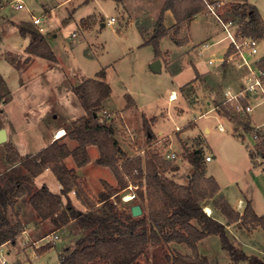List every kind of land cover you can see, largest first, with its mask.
<instances>
[{
  "label": "rangeland",
  "instance_id": "obj_1",
  "mask_svg": "<svg viewBox=\"0 0 264 264\" xmlns=\"http://www.w3.org/2000/svg\"><path fill=\"white\" fill-rule=\"evenodd\" d=\"M248 1L255 4L264 17V0ZM25 2L30 7L34 15L42 16L43 21L40 25L44 29L43 32L38 31L37 25L33 24L26 11L12 10L10 6H8L7 2H0V6H3L0 8V77L3 78L2 80L0 79V95L3 94V100L0 98V128H5L9 135L7 141L0 143V163H2L1 159L3 158V155L5 153L6 155L9 154L5 149L6 147H3V144L10 143V146L16 152L22 151L26 153L41 145L42 136H40V132L38 131L39 129L43 134L44 131L50 128L52 121L57 122V126L63 124L69 125L72 121L70 117L78 116L82 113L80 110L81 108L75 105L77 103L73 95L75 93H71L70 90L67 94L66 92L62 94L63 96L59 97L60 99L58 98L55 101L56 103H59L57 105L59 108L56 106L54 101L49 100L50 95L52 98L54 97L53 94L60 96L58 91L55 92V89L52 87L51 84L53 83L57 82L58 85H60L64 81L61 87V90L63 89L62 91L64 92L69 88L67 82L69 86H75L83 80V77H92L100 68L104 67L106 72L105 79L111 88V97L109 99L111 104L109 106H111V109H117L121 104H123L125 99L124 94L128 91L135 94L141 103L147 102V109L154 110L165 105L163 104L162 95H167L170 88H177L178 85L183 83L185 80L191 79L194 73L191 66H187L181 75L174 77L170 76V73H168L165 69H162L160 73H151L148 69V63H150L154 54V50L152 49L153 47H134L138 46L141 40L140 35L136 31L133 24L126 28L125 31H117L118 34L115 32V28H118L117 24H115L114 30L105 26L100 31L91 34L92 36L90 37L81 34L80 29H78V22L81 17L91 14L92 12H101L103 15H108L109 17L110 15L115 14L113 9L114 3L112 0H25ZM157 2L159 3L158 0H148L146 3H144V0H126L125 3L120 6L121 11L117 18H121L122 22L127 23L129 19L139 17L140 25L150 29L149 27L154 25L157 21H155V19L159 16L161 10L159 9V4ZM229 4V2L224 3L223 8L225 11L228 9ZM100 6L102 9H100ZM72 7H76L73 13L71 9ZM139 11L141 12L139 13ZM103 15L91 14L85 18V22L87 24H91L95 19L92 29L94 27L97 29L99 28L100 21L104 20ZM210 23L213 25L208 27L209 31H206L207 33H205V30L203 29L199 37H206L213 31L218 32L216 38L224 35L221 28L215 27L213 19H210ZM23 26L26 29L44 35L48 45L57 57V62L54 63L55 67L57 66L56 68L53 66L50 68L45 60L39 59L36 56H29L25 53V51H23V49H20V45L26 41V38H23L19 31V28H23ZM72 33L75 35H72ZM26 37L30 40L29 34H27ZM84 37L88 39L89 42H93L94 39L96 42H101L104 45V50L94 58L86 57L84 51L86 49L85 40H83ZM182 39L183 37L179 40ZM258 40V56L260 57L264 55V38H259ZM165 42L168 43V41ZM165 42L163 43V46L167 44ZM224 44L225 42L219 46H215L212 50L215 51V53L217 51H221L223 50L222 45ZM130 47L133 48L132 51L129 49ZM90 50H88V52ZM190 52L191 49H188L177 58H181L184 62L188 61V55ZM3 57L8 60L10 59L11 62L15 61L17 71L13 69V67L8 64ZM263 60L264 57L260 59V65H262ZM198 61L201 62L198 64L196 63ZM193 62L194 64L196 63L198 69H200V64H206L205 57H194ZM231 71L230 73L232 75L228 72L224 80L232 79L235 77L234 75L238 77L236 71ZM237 77L235 79H237ZM42 79H45L46 82L50 83V85L48 86L43 84ZM212 80L213 81L210 82L209 85L217 92L216 88L218 86L220 87L221 84L218 79ZM180 97L184 100L180 99V105H176L174 107L175 112L178 115H181L184 111H186L184 108L186 105L185 103H188V107L194 109L197 113L200 112L201 114L206 110L205 101L209 96L204 94L200 84L197 83L194 86H183V89L180 91ZM210 99H212V97ZM109 102L107 101L106 103ZM60 105L66 109L62 110ZM53 113L57 115L55 118L52 117ZM252 113V122H261L264 119V103L254 107ZM98 114L100 115L99 119L101 122L106 123L112 128L114 126L112 130H115V125H112V120H115L116 116H113L112 114L110 117H106L101 115L100 111H98ZM226 115H228V113H226ZM212 117L213 115L210 114L198 118L199 124H202L204 121L211 122L210 133L205 134L202 128H200L199 132V135L202 137L201 146L204 152L209 153V156L213 157L211 162L206 163L208 174L213 175L216 179H218L223 191L232 204L236 202L239 195V191L234 187L233 182L238 181L240 185L242 184V186L248 188L255 208L263 209L264 170L262 168L264 167V164H256V159H251L248 156L246 148L247 144H249L251 150H253V148L260 145V143H264V139L253 140L250 135V124L248 123V129L244 128L242 124L236 121V116L231 113L226 117L227 121L231 125L227 122L223 123V126L228 130L227 132L217 131L213 125ZM253 117L257 120L255 121ZM142 118H145V116H142ZM183 121L185 120L183 119ZM230 126H232L235 132L241 135L245 140L242 141L238 139L236 141V139L231 135ZM124 127V130L127 132L126 134H128L129 138H131L128 126ZM145 133L146 132H143L142 134L143 137L141 141L143 140V142L140 143L142 146L136 144L135 141L132 144H128V148L130 147V150H126L127 152L132 153L131 157L141 156L144 159L147 154L156 153L161 157L165 156V160H168L173 165H176V159L178 156H183L184 149H181L178 145H176V151L178 154H176L175 157L177 158L169 159L166 157L167 153L170 154L169 151L166 152L168 148L166 144L167 140L158 137L157 134L152 135L151 133V143L154 141L152 138H158L156 141L157 143L153 144V147L147 148L146 144L151 143L145 142ZM54 135L55 133H53L51 137L54 138ZM121 137H123V141L127 139L125 133L123 132H121ZM131 141H133L132 138ZM134 145H137L138 148H134ZM262 149H264V145ZM127 152L124 154L126 155ZM179 152L181 155H179ZM211 152H213L216 157L212 156ZM122 159L124 160L123 157L119 158V163L123 161ZM187 167L188 164L186 161L180 162L179 178L181 180L186 178ZM89 170L92 175H97V173H99V168H97L94 163L91 165ZM136 174L137 171L134 172L133 176H123L126 185L128 184V177L133 184L138 185L137 188H133L132 190L126 189V185L124 187H120L118 182H115L114 186H112L117 189V192L109 198V201L113 202L120 212L130 214V207L133 204L142 203L138 197V191L141 188H144L141 186L143 179H137L135 177ZM45 183H47L46 185L49 189L52 186L51 184H53V182L49 180ZM97 190L98 189H95L96 192H93V199H91L92 202L99 201V193ZM133 190L135 191L136 196L131 200H124L123 196L126 193L133 192ZM206 202H210V199ZM25 203V201L22 203L20 202L21 205H25ZM141 205L143 206V213L135 218H139L145 213V204L143 203ZM13 212L14 211L11 209L8 211V215L11 219H14ZM206 214L208 213L206 212ZM69 226L70 227L66 228L65 233L67 235V239H65L63 234L58 236V233L61 234V232L57 231L54 232V234L58 236V239L54 241H48L51 235H46L47 237L43 236L37 239L32 235L34 232H31V230L29 232L25 231V235H21L17 238L14 245H9V247H12V252L10 254L12 257L6 258L7 264H21V257L23 258L22 252L29 255L33 264H59L61 254L66 251L64 248L69 245V243L74 246L75 241L85 234V230L79 227L78 224L72 223V225ZM227 231L231 240L236 242L241 248V244L237 238H235L228 229ZM260 233L261 235H255V239L259 242L261 240L264 242V234L262 231ZM70 234L72 236L68 237ZM36 244H39L40 247L47 244L52 245V247L41 256L34 257L29 251L31 249L30 247H35ZM7 248L8 247L1 248L0 258L5 257L4 254ZM199 248L203 252L212 249L211 260H209L210 264H220L219 262H223L222 257H230L228 252L221 247L218 235H209L208 238H206L199 245L198 249ZM179 250H181L180 246L163 242L155 245L148 244L144 254L139 257L135 264H165V255L179 252ZM242 252L246 254L243 250ZM213 253H219L218 256L221 258ZM255 256L262 261L264 260V256L262 255ZM243 261L245 260L238 262Z\"/></svg>",
  "mask_w": 264,
  "mask_h": 264
},
{
  "label": "trees",
  "instance_id": "obj_2",
  "mask_svg": "<svg viewBox=\"0 0 264 264\" xmlns=\"http://www.w3.org/2000/svg\"><path fill=\"white\" fill-rule=\"evenodd\" d=\"M213 3L209 0H164L153 34L143 44L151 45L155 56H159V41L169 32L163 23L165 11H171L174 26L178 28L208 6H212L221 19L236 23L244 35L264 38V22L254 5L246 0H233L224 16L215 9ZM19 31L22 36L29 34L30 40L24 50L29 56L56 60L44 35L22 27ZM140 34L143 35L142 31ZM261 66L264 68V60ZM97 75L104 77V71L100 70ZM72 90L85 110V115L73 121L72 129L68 132L69 137L78 143L74 149L70 150L66 144L54 140L33 155L20 156L6 144L9 153L6 161L18 163V166L11 167L0 176V244L14 240L23 231L18 212L13 209L16 198L25 193L21 185L49 168L62 185L61 194H54L42 186L30 194V205L38 218L50 219L57 227L76 219L85 230V234L61 257L60 264H91L97 259L107 264H135L148 244L161 242L184 243L191 250L190 255L179 252L166 254L165 264H210L207 257L199 255L197 249V242L207 235H218L221 247L228 252L233 262L246 260L248 264H264L257 256L244 254L239 245L231 240L226 228V225L241 220L253 227L259 226L264 231V214L257 215L249 201L241 214L231 207L225 197L218 193L216 180L212 176H205L201 148L192 151L184 148L183 156L191 164L192 171L188 183L179 184L164 175L165 171L176 169L170 161L156 153L147 154L144 159L141 156L128 157L114 140L111 126L100 121L97 110L111 91L106 81L87 78L73 86ZM0 98H3V94ZM235 119L244 128H249L248 122L244 123L238 117ZM89 144L97 146V163L111 169L120 187L126 185L123 175L133 176L137 171L134 176L143 179L141 186L144 188L138 191V197L141 204H145L144 215L135 218L130 214H122L109 201L117 189L107 182H102L104 191L99 194L100 206L92 204L87 212H82L68 199L62 206L61 196L78 186L76 175L67 168L64 158L71 155L77 166H84L90 161L87 152ZM120 157L124 158L121 163ZM22 168L29 175L23 174ZM208 199L210 202H206ZM205 205L219 211L226 222L219 221L212 211L206 214L203 210ZM9 208L14 211V219L8 215ZM51 246H41L36 252L42 254Z\"/></svg>",
  "mask_w": 264,
  "mask_h": 264
},
{
  "label": "crops",
  "instance_id": "obj_3",
  "mask_svg": "<svg viewBox=\"0 0 264 264\" xmlns=\"http://www.w3.org/2000/svg\"><path fill=\"white\" fill-rule=\"evenodd\" d=\"M98 1H104V0H98ZM112 1L114 3L113 9H114L116 15L113 14V15H110V17H109L108 15H103L101 12H97V13L92 12L91 14H95V15L101 14L104 16V20L100 21L99 28H97V29L95 27L92 29V26L94 25V21H95L94 18H93L94 21L91 24H87L85 22V18H87L91 14H88L84 17H81L79 19V22H78V29H80L81 34H84V35L90 37V36H92L91 34H94L98 31H100L105 26H107L109 29L114 30L115 24H117V26H118V28H115V32H116V34H118L117 31H125L126 28H128L129 26H131L133 24L135 26L136 31L139 33L140 40H141L139 42L140 44L138 46H134V47L135 48L141 47V46L152 47L151 45L143 44V41L151 37V35L153 34V30H154V26H155L156 22L154 23V25H151L149 27L150 29H147V28L142 27L140 25V22H139L140 18L139 17H136L134 19H129L127 23H124L121 21V18L118 19L117 17L119 16V13L121 11L120 6H122V4L125 3L126 0H112ZM145 1L147 2L148 0H144V3H146ZM158 1H159V3L158 2L157 3L159 4V9H161V7L164 3V0H158ZM232 1L233 0H209V2L215 3V4L213 3L215 6V9L220 14H223L224 16H226L225 10L223 8L224 3L225 2L230 3ZM246 1L249 4H252L256 7L255 4L251 3L248 0H246ZM84 3H86V2H84ZM75 8L76 7L71 8L72 13L75 10ZM100 9H102L101 6H100ZM103 9H104V7H103ZM256 9H257L262 21L264 22V17L262 16V14L260 13V11L257 7H256ZM140 12L141 11H139V13ZM142 16H144V15H142ZM112 17L114 18V20L112 22H108V19H110ZM157 18L158 17H156L155 21L157 20ZM210 19L214 20L215 27H219L223 31L221 23L218 22L217 18L215 17L214 13L212 11H210L209 7L205 8L204 10H202L198 13H196L190 21H185L178 28H175V26H174L175 20L173 18L171 11L170 10L165 11L163 23L165 24V27L169 28V32L166 36H164L162 39H160L159 49H160L161 53L159 56H155V54H153V57L151 58L150 63H148V69L153 74L160 73L162 69H165L168 73H170V76L174 77V76L181 75L187 66H191L194 73H193L191 79L185 80L183 83L178 85L177 88L176 87L170 88L167 95H165V96L162 95L163 104H165L164 106L160 107L159 109H154V110L147 109V105H146V104H148L147 102L141 103L138 100V98L135 96V94H132V93L126 91L124 94L125 99H124L123 104H121L117 109H111V106H109V105H111L109 102V99L111 97L110 96L111 91H110L109 96L102 100L101 106L97 110V116L98 117L100 116L98 114V111L101 112V115H103V112L106 111L109 114L108 117H110V115H112V114H113V116H116L115 120L114 119L112 120V125L113 124L115 125V130H113V138H114V140H116V142L118 143V145L122 149L123 153H126L127 152L126 149L130 148V147L128 148V144L129 143L132 144L134 141L139 146L140 145L142 146V144H140V143L143 142V140L141 141V139L143 137L142 136L143 132H146L144 134L146 136L145 137L146 143H148V142L151 143V137H152L151 133H152V135L157 134L158 137H161L164 140H167L166 144H167L168 148H167L166 152H168V151L170 153L173 152V153H175V155L178 154V152L176 151V145H178L181 149L187 148L190 151L201 148L202 149V164L205 168V176H212L216 180V182L219 186L218 193L220 195H222L223 197H225V199L229 202L231 207L234 210L238 211L240 214L243 212L244 207L246 205V202L249 201L253 211L257 215L260 216V215L264 214V207H263V209H256L255 208L254 203L252 202L251 193L249 192L248 188H245L244 186H242V184L240 185L238 183V181L233 182L234 187L239 191V195L237 197L236 202L234 204H232L229 201L225 192L223 191V188L221 187L218 179H216L213 175L208 174V171L206 169V163L211 162L213 160V157H211L210 160L205 159V156L209 155V153L204 152V150L201 146L202 137L199 135V132H200V128H202L203 131L205 132V134L210 133V131H211V124L210 123L211 122H205L204 121V122H202V124H199L198 118L211 114V115H213L212 119H213V125H214L215 129L219 132H227L228 130L223 126V123L224 122L229 123V122L227 121L226 117L223 116V114L220 111H218L217 109H213V107L223 99V92L225 90L235 91L238 89V87L241 83L240 73L238 71H236L232 67V65L228 64L227 62H224L223 64H221L219 61V57L221 55H223L227 50L228 40L226 38H224L225 33L223 36H221L219 38H216V36L218 35V32H214V31L212 32L213 34L210 33V35H207L206 37H199V35H201L203 29L205 30V33H207L206 31H209L208 27L210 25H213L210 23ZM18 20H19V18H18ZM23 28H24V26H23ZM140 31H142V33H143L142 36L140 34ZM22 37L26 38V41L20 45L21 46L20 49L21 50L23 49V51H24L25 47L29 43V39L26 37V35L22 36ZM181 37H183V39L179 40ZM83 40H85L86 49L84 51H85L86 57L94 58L104 50V45L101 42H96L95 39L93 42H89V40L84 37ZM165 41H168L169 44ZM164 42L167 43V44H165V46H163ZM203 42L210 43V46L208 48L204 49L201 54H199L198 50L201 49L200 44ZM224 42H225V44L222 45L223 50L217 51L216 53H215V51L212 50V48H214L215 46H219L220 44H223ZM129 49L131 51L133 50V48H131V47ZM188 49L189 50L191 49V52L188 55V61L184 62L181 60V58H179V59L177 58L179 55H181L182 53H184ZM88 50H90V51L88 52ZM17 51H19V50H17ZM52 52H53V50H52ZM258 53H259V49H258ZM53 54L56 58L55 61L48 60V59H45V58H42L39 56H36V57L39 59L45 60V62L50 66V68H52V66L54 68H56L57 66L55 67L54 63L57 62V57H56L54 52H53ZM32 57H35V56H32ZM194 57H205L206 64L205 65L200 64V69H198L196 66V63L199 64L201 61H198L194 64V62H193ZM262 57H264V55L260 56V59ZM3 58L8 64H10L13 67V69H15L17 71V67L15 66V61L11 62L10 59L8 60L5 57H3ZM175 58H176V60H175ZM209 59H213L215 61H213L212 63H209V61H208ZM155 60H159V66L157 68H154L151 66L152 62H154ZM100 70L104 71V77H100L97 75ZM231 70L236 71V73L238 74V77L236 75H234L235 76L234 78L231 77L232 79H229V80L225 79L224 80V78H226L225 76H227L228 72L230 73ZM105 74H106L105 68L102 67L92 77H83V80H85L87 78H96V79H101V80L106 81ZM236 77H237V79H235ZM212 79H215V80L218 79L220 84H221L220 87L218 86L216 88L217 92L214 91L209 85L210 82L213 81ZM42 81H43V84H46L48 86L50 85V83L46 82L45 79H42ZM63 82L60 85H58L57 82L51 84L52 87L55 89V92L58 91V94H60V96H56L57 95L56 93H55L56 95L53 94V96H54L53 98L51 95L49 96V100L54 101L56 106L59 103H56L55 101L59 97H62L63 96L62 94H64L65 92L67 94L69 90L71 91V93H74L72 90L73 85L69 86L67 81H65V82H67V85L69 88L63 92L62 91L63 89L61 90ZM197 83L201 85V88H202L204 94L209 96L205 101L206 110L203 111V113H201V114H200V112L197 113V111L195 112L194 109L188 107V105H189L188 103L184 102L186 104L184 107L186 109V111H184L183 114L178 115L175 112L174 107L176 105H180V103H181L180 99H182V98L180 97V91L183 89V86H185V87L191 86V85L194 86ZM189 89L192 90L191 88H189ZM171 93H173V94L176 93V95L174 94L175 97L173 99H169V95ZM73 95L77 101V103L75 105H77L78 107L81 108L80 110L82 113H80V115H78V116L70 117V119L72 121L69 125L63 124V125L57 126V124H56L57 122L52 121V125L50 126V128H48V130L44 131L43 134H42V131L39 129L38 131L40 132V136H42L41 145L39 147H37L36 149H33V150L30 149L31 151H28L26 153H24L22 151L21 152L18 151L17 153L20 156L21 155L22 156L33 155V154L37 153L39 150H41L42 148H44L47 145H49L50 143H52L54 140H58L60 143L66 144L70 150L74 149L78 145V143L75 139H72L69 137L68 132L72 129V122L85 115V110L83 109L82 105L79 103L75 94H73ZM211 97H212V99H210ZM1 99L3 100V98H1ZM46 100H47V98H46ZM182 100H184V99H182ZM107 101L109 103H106ZM111 102H112V100H111ZM73 105H74V103H73ZM60 108L62 110L66 109L65 107H62L61 105H60ZM150 108H153V107H150ZM56 116H57L56 114H54V113L52 114V117L55 118ZM103 116H105V115H103ZM142 116H145V118H146V119L144 118V121H143ZM183 119L185 121H183ZM253 119H255V117H253ZM180 120H181V122H180ZM256 120L257 119H255V121ZM218 123L224 127V130L218 129V127H217ZM229 125H231V124L229 123ZM124 126H128L129 131L131 133V138L133 139V141H131V138H129V135L126 134L127 132L124 130L125 129ZM176 126H179L180 129L176 130L175 129ZM113 128H114V126H113ZM229 128H230L232 137L235 138L236 141L238 139L242 140V141L245 140L242 138L241 135H239L235 132V130L232 126H230ZM59 129L63 130L64 134L60 137H58V135H57L56 137L54 136V138H52L51 137L52 134L57 133L59 131ZM145 130H148V131H145ZM121 132L125 133V135H126L127 139L124 141H123V137H121ZM6 134H7V139H8L9 135H8L7 130H6ZM135 138H136V140H135ZM7 139H6V141H7ZM152 139H154L153 143L146 144L147 148H151L154 146L153 144L157 143L156 141L158 138L157 139L152 138ZM162 140H160V141H162ZM6 144L10 145V143H5V144H3L4 145L3 147H6ZM260 145L254 147L253 150H251L249 144H247V148H246L247 151L246 152L251 159H253V158L256 159L255 160L256 164L262 165V164H264V149H262L264 143H260ZM18 148H19V146H18ZM134 148H138V146L134 145ZM134 148H133V150H134ZM87 152L89 154L90 161L81 167L76 165V163H75V161L71 155L64 158V163L67 166V168L72 169L74 171V174L76 175V178L78 181V186L76 188L70 190L66 195L61 196V199H62L61 204H62V206H64L66 204L67 199H68L76 209H78L82 212H87L89 210V206L92 204L95 206H99L101 204V201L92 202L91 199H93V192H96L95 189H98L97 192L99 194H100V192H102V190H104L102 182H107L111 186H114L115 182H117V179L115 178L113 172L111 171V169L109 167L97 163L96 159L99 156V150H98L97 146L94 144L87 145ZM211 154H212V156L216 157V155L213 152H211ZM126 155L128 157H131L132 153L127 152ZM179 155H181L180 152H179ZM6 157H7V155L5 153L3 155V158L1 159L2 163H0V176L2 174H4L5 172L9 171L11 167H13V166L17 167L18 166V163H14V164L8 163L6 161ZM162 158L166 159L165 156ZM175 158H177V157H175ZM181 161H186L188 164V167H189V168L187 167V170H186V172H187L186 178L185 179L183 178L182 180L179 178L180 162ZM93 163L96 165L97 168H99V171H98L99 173H97V175H92L91 171L89 170L91 165H93ZM175 166H176V169L167 170L164 172V175L167 176L168 178L174 180L175 182H177L179 184H187L190 173L192 171L191 164L187 161V159L183 158V156L182 157L178 156V158L176 159V165ZM262 169L264 170V167ZM22 173L28 174V172L26 170H24L23 168H22ZM48 180L53 182V184H51L52 186L50 187V189L46 185L47 183H45ZM21 186L23 188H25L24 189L25 193H22L20 197L16 198V202L14 204L13 209L18 212L19 218H20L22 225H23V231L20 234H18L14 240L0 244V250L2 247H8L5 254H4L5 257H3V258L12 257V256H10V254L12 252L11 251L12 247H9V245H14L17 238H19L21 235H25L24 231L29 232L31 230V232H34V234H32L33 237H35L37 239L41 238L43 236H46L50 233H54V232L59 231V232H61V234L58 233V236L63 234V236H65V239H67V235L65 234L66 228L70 227L69 225H72V223L78 224L76 219H71L68 223L61 225L60 227H57L53 224V222L50 219L42 220V219L38 218L35 210L30 205V203L28 201L30 194L42 186H46L48 188V190H50L54 194H61L62 185L59 182V180L56 178L54 173L49 168H46L41 173L37 174L36 176L29 178V180L26 181ZM98 186H100V187H98ZM99 200H100V197H99ZM23 201L26 202L25 205L20 204V202L22 203ZM205 206H209V205H205ZM141 208H142V213H143V206L142 205H141ZM9 209H8V211H9ZM210 209L212 211V215H214L219 221H221L222 223L226 222L225 218L219 213V211L213 210L212 207H210ZM121 213L124 215H129L126 212H121ZM130 215H131V212H130ZM226 228L233 234V236L235 238H237V240L241 244L242 250L247 255H249V256L250 255H262V256H264V242L262 240L259 242L257 239H255V235H258V234L261 235V233H260L261 231L264 234V231L262 230L261 227H259V226L253 227V226H251L249 224H245L241 220H239L237 222L230 223V224L226 225ZM74 235H76V234H74ZM71 236L72 235L70 234L68 237H71ZM208 236L209 235L200 239L197 242V249H198L199 245L206 238H208ZM68 239H70V238H68ZM168 244L180 246L181 250H179V253H181V254H185V255L191 254L190 248L187 247L184 243L170 242ZM184 245L186 246V248ZM39 247H40L39 244H36L35 247L31 246L30 247L31 249L29 251L31 253V255H33L34 257H36V256L38 257V256H41L42 254H44L46 251H48V249H47L44 253L38 254L36 252V249ZM72 247L73 246L71 245V243H69V245H67L64 248L66 251L61 254V257L64 256L65 254H67ZM199 250H200V248L198 249L199 255L205 256V257H207L208 260H211L212 249H210L206 252H203L201 250L199 251ZM21 252H22V250H21ZM29 252H28V254H29ZM22 253H23V258L21 257V259H22L21 264H33V261L29 257V255L24 254V252H22ZM219 253H213V254L218 256ZM61 257H60V260H61ZM219 258H221V257H219ZM222 259H223V262L222 261L219 262L220 264H248V262L246 260L243 262L233 263L230 257L229 258L222 257ZM91 264H107V263L97 259V260L91 262ZM213 264H218V263H213Z\"/></svg>",
  "mask_w": 264,
  "mask_h": 264
},
{
  "label": "built area",
  "instance_id": "obj_4",
  "mask_svg": "<svg viewBox=\"0 0 264 264\" xmlns=\"http://www.w3.org/2000/svg\"><path fill=\"white\" fill-rule=\"evenodd\" d=\"M2 3L8 4L12 10L20 11L24 10L29 15L33 24L37 25V29L40 32H43V27L40 25L43 21L41 15H34L30 7L26 4L25 0H0ZM3 6H0V8ZM210 11H212L217 18L218 22L221 23L223 31L225 33L224 38L228 40L226 52L219 57L221 64L227 62L232 65V67L240 73L241 83L237 90H225L223 92V99L217 103L213 109L220 111L223 116L227 117L230 113L238 117L243 122H248L251 126V138L253 140L264 139V119L259 123H253L252 112L255 106L264 103V68L260 65V57L258 56V47L259 40L249 35H244L239 30V26L231 20L221 19L214 11L212 6H208ZM114 18L108 19V22H112ZM40 25V26H39ZM72 35H75L72 33ZM201 49L198 50V53L201 54L202 51L210 46V43L203 42L200 44ZM209 63H212L213 59L208 60ZM175 95L171 93L169 99H173ZM228 113V115H226ZM103 115L106 117L109 114L104 111ZM218 129L224 130V127L218 124ZM176 130H179L180 127L176 126ZM58 135V132L55 133V137ZM131 137V135H130ZM166 157L169 159L175 158V153L166 154ZM211 156L206 155L205 159L210 160ZM128 184L126 189L132 190L137 188V184H133L130 179L127 177ZM130 196L128 200L133 199L136 196L135 191L131 193H126L123 196L125 199L126 196ZM25 232V231H24ZM48 241H54L58 236L54 233L48 234ZM46 236V237H47ZM1 264H7L6 258H0Z\"/></svg>",
  "mask_w": 264,
  "mask_h": 264
},
{
  "label": "water",
  "instance_id": "obj_5",
  "mask_svg": "<svg viewBox=\"0 0 264 264\" xmlns=\"http://www.w3.org/2000/svg\"><path fill=\"white\" fill-rule=\"evenodd\" d=\"M152 67L157 68L159 66V60H155L154 62H152L151 64ZM7 139V134H6V130L4 128H0V143L5 142ZM130 212L131 215L136 217L142 214V208L140 204H133L130 207Z\"/></svg>",
  "mask_w": 264,
  "mask_h": 264
},
{
  "label": "bare ground",
  "instance_id": "obj_6",
  "mask_svg": "<svg viewBox=\"0 0 264 264\" xmlns=\"http://www.w3.org/2000/svg\"><path fill=\"white\" fill-rule=\"evenodd\" d=\"M174 94L176 95V93H174ZM63 134H64V131L59 129V131H58V137L62 136ZM129 198H130V196H128V195L125 197L126 200H128ZM204 210H205L208 214L211 213V209H210L209 206H204Z\"/></svg>",
  "mask_w": 264,
  "mask_h": 264
}]
</instances>
